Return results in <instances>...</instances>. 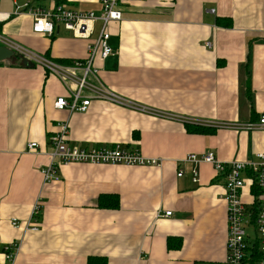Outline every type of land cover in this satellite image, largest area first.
I'll use <instances>...</instances> for the list:
<instances>
[{"label": "crops", "instance_id": "crops-1", "mask_svg": "<svg viewBox=\"0 0 264 264\" xmlns=\"http://www.w3.org/2000/svg\"><path fill=\"white\" fill-rule=\"evenodd\" d=\"M27 3L100 15L99 0H0L3 37L52 61L87 57L100 20L90 38L60 23L52 34H38ZM119 8L122 20L108 25L113 54L96 59L99 72L87 81L153 111L103 99H92L85 112L58 110L56 98H70L75 81L16 57L0 61V264L10 263L5 248L15 241V264H87L90 256L107 264L226 259L225 175L203 162L195 183L194 165L182 159L214 151L223 162L257 161L264 153V129L245 128L264 110V0H119ZM64 120L70 145L120 144L161 165L72 162L61 165L58 180L45 182L49 139ZM31 141L37 151L27 149ZM244 177L242 198L250 206L251 173ZM101 195L117 196L119 206H101ZM36 204L33 230L27 224ZM247 239L250 254L254 227Z\"/></svg>", "mask_w": 264, "mask_h": 264}, {"label": "built area", "instance_id": "built-area-1", "mask_svg": "<svg viewBox=\"0 0 264 264\" xmlns=\"http://www.w3.org/2000/svg\"><path fill=\"white\" fill-rule=\"evenodd\" d=\"M102 4V12L100 15L94 12H77L63 5H57L52 9H44L39 7H31L25 4L27 12L33 17V31L38 34H52L55 26L60 23L66 29L71 30L73 34L81 38H90L94 31V24L100 20L102 27L98 36L89 44L88 55L84 60H75L69 65L60 64L58 62L37 56L21 48L19 45L3 37L0 33V45H6L20 54L26 59L44 65L47 69L57 74L63 80H73L76 88L70 98L58 96L54 106L58 110L67 109L70 112H85L91 104L92 99H103L115 102L123 106H128L141 111H153L144 106H140L134 102L125 100L119 95L107 90L103 86H94L87 81L89 74L96 75L99 69L95 66L96 59L105 60L113 54V49L109 43L110 33L108 25L112 21L122 20V11L119 8V0H99ZM2 15L0 14V17ZM82 70L83 76L75 75L76 70ZM89 90L92 96H84V91ZM264 129V110L258 123H247L245 128L252 129L258 127ZM69 121L64 120L58 123V130L50 137L52 151L50 152L51 161L42 169L44 181L50 182L58 180V171L61 165L72 162H84L93 164H128V165H155L160 166L161 160L145 158L138 149H127L120 144L111 147H82L78 145L68 144ZM27 149L37 151L39 149L38 142L31 141L27 144ZM257 161H230L223 162L217 158L214 151L206 152L203 155L188 154L182 161L190 162L194 165L192 170L193 182L200 181L198 166L200 163L206 162L214 165L216 170L225 175V193L224 199L227 203V220H228V240H227V256L221 264H247L248 251L250 249L248 243V226L254 227L257 233V241L259 242L262 258L258 264H264V153L257 154ZM251 171L252 184H256L260 190L259 194L253 195L254 201L248 206L243 201L242 194L247 184L245 173ZM184 171L181 169L178 176H182ZM258 200L260 204L259 211L253 217V205ZM171 211L157 216H170ZM41 214L40 204H36L30 220H28L27 228L38 230V218ZM19 221L12 220V225L17 226ZM20 242L15 241L8 244L5 248V256L9 264H15V257L20 249Z\"/></svg>", "mask_w": 264, "mask_h": 264}, {"label": "trees", "instance_id": "trees-1", "mask_svg": "<svg viewBox=\"0 0 264 264\" xmlns=\"http://www.w3.org/2000/svg\"><path fill=\"white\" fill-rule=\"evenodd\" d=\"M16 60H19L21 63V65H24L25 67L28 66H33L36 65V62L30 61L28 59H26L24 56L20 55V54H16ZM55 62H58L60 64H65V65H69L71 64V62H66L64 60H55ZM248 74V72H247ZM248 78H249V74H248ZM251 173V171H248ZM252 174V173H251ZM260 190L257 188L256 184L254 183L252 185V193L253 195H257L259 194ZM100 205L104 206V207H113L116 208L119 206V199L117 196L115 195H110V196H105V195H101L100 197ZM260 208V204L259 201L256 200L254 205H253V217H252V221L255 219V215L257 214V212L259 211ZM249 258L246 259V261L249 264H258V261L261 260L262 258V253L260 252V248H259V242L256 240V242L253 244L252 247V251L250 252ZM87 264H107V259L103 256H90L88 258V262Z\"/></svg>", "mask_w": 264, "mask_h": 264}, {"label": "water", "instance_id": "water-1", "mask_svg": "<svg viewBox=\"0 0 264 264\" xmlns=\"http://www.w3.org/2000/svg\"><path fill=\"white\" fill-rule=\"evenodd\" d=\"M10 58H15V51L6 45H0V61Z\"/></svg>", "mask_w": 264, "mask_h": 264}, {"label": "rangeland", "instance_id": "rangeland-1", "mask_svg": "<svg viewBox=\"0 0 264 264\" xmlns=\"http://www.w3.org/2000/svg\"><path fill=\"white\" fill-rule=\"evenodd\" d=\"M252 228H253V227H251V226H248V227H247V229L250 230V231L252 230Z\"/></svg>", "mask_w": 264, "mask_h": 264}]
</instances>
